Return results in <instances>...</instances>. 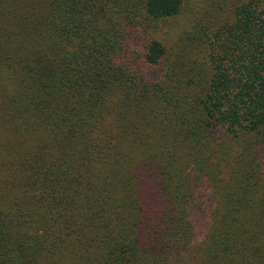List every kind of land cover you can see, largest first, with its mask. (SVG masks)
<instances>
[{
    "label": "trees",
    "instance_id": "trees-1",
    "mask_svg": "<svg viewBox=\"0 0 264 264\" xmlns=\"http://www.w3.org/2000/svg\"><path fill=\"white\" fill-rule=\"evenodd\" d=\"M199 1L0 0V264H264V0Z\"/></svg>",
    "mask_w": 264,
    "mask_h": 264
},
{
    "label": "rangeland",
    "instance_id": "rangeland-1",
    "mask_svg": "<svg viewBox=\"0 0 264 264\" xmlns=\"http://www.w3.org/2000/svg\"><path fill=\"white\" fill-rule=\"evenodd\" d=\"M199 2V0H184L182 14L173 18H169L164 24L162 22L159 23V32L163 33L162 36L167 42L175 43L176 41L181 40V38L185 36L184 32L193 27L192 18L194 17L193 15L197 9V6L199 5ZM16 27L18 26L13 27L14 30ZM17 38L18 37H15V39L12 40L10 44L16 46V42L18 41L16 40ZM0 55L5 56L3 53Z\"/></svg>",
    "mask_w": 264,
    "mask_h": 264
}]
</instances>
